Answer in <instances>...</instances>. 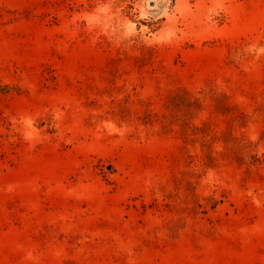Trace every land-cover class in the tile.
<instances>
[{"label": "rangeland", "instance_id": "obj_1", "mask_svg": "<svg viewBox=\"0 0 264 264\" xmlns=\"http://www.w3.org/2000/svg\"><path fill=\"white\" fill-rule=\"evenodd\" d=\"M0 264H264V0H0Z\"/></svg>", "mask_w": 264, "mask_h": 264}]
</instances>
